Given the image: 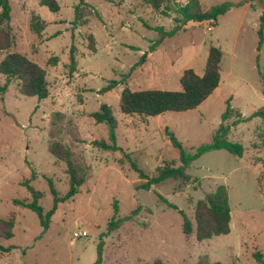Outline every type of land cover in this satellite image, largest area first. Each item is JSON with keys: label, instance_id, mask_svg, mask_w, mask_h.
Wrapping results in <instances>:
<instances>
[{"label": "rangeland", "instance_id": "rangeland-1", "mask_svg": "<svg viewBox=\"0 0 264 264\" xmlns=\"http://www.w3.org/2000/svg\"><path fill=\"white\" fill-rule=\"evenodd\" d=\"M9 1L13 42L0 50V62L9 53L25 55L45 69L50 95L42 101L23 96L13 81L0 97V217L16 219L14 238L3 241L12 250L0 251V264H95L100 243L101 264H197L200 260L259 264L255 253L264 255V121L253 118L232 124L239 113L249 118L264 107L259 74L264 67V39L257 50L264 0H201L205 10L224 3L232 8L217 23L189 22L163 38L146 25L172 30L174 3L183 5V0L170 5L169 17L144 0H84L88 6L82 7V21L86 22L77 26L73 23L78 0H56L57 13L42 6V0ZM34 17L45 25L40 34L31 30ZM159 40L161 44L151 52ZM73 46L75 72L69 68ZM212 46L223 53L221 83L198 108L148 118L122 113L120 98L126 88L181 92L184 71L192 69L203 76ZM144 55L146 62L130 73ZM54 57L57 62H52ZM111 81L119 85L101 93ZM0 82L5 84V77L0 75ZM229 100L233 113L225 122L231 128L228 139L245 147L242 158L211 151L186 169L199 179L196 186L168 180L149 191L137 188L147 181L131 169L126 154L150 177L164 162L179 166L180 153L173 142L192 153L211 143ZM102 105L112 108L118 122L117 145L123 152H104L92 145L108 140L107 126L91 117ZM53 143L82 157L91 171L80 192L58 205L44 230L35 212L13 201H32L28 184L43 194L39 204L47 213L53 207L52 185L60 195L67 193V167L50 153ZM221 185L228 190L231 232L200 242L195 234L196 205ZM158 195L178 210L161 203ZM115 202L121 219L140 211L107 234L116 215ZM180 211L192 222L191 236L183 232ZM76 232L87 236L75 238Z\"/></svg>", "mask_w": 264, "mask_h": 264}, {"label": "trees", "instance_id": "trees-1", "mask_svg": "<svg viewBox=\"0 0 264 264\" xmlns=\"http://www.w3.org/2000/svg\"><path fill=\"white\" fill-rule=\"evenodd\" d=\"M79 3L75 5L76 17L73 23L74 26L83 25L86 21H82L83 12L82 7L88 6L84 0H78ZM154 11L164 15L170 16V12L174 8L176 17L174 22L175 27L170 31H165L163 27L151 28L160 33L161 38L165 36H173L178 32L182 26L189 22L203 23L213 21L217 23L220 16L225 15L231 10L230 3L213 6L208 10H203L200 0H189L185 5L174 3V7L170 5L175 0H144ZM262 2V1H261ZM263 3V2H262ZM41 5L49 8L50 11L57 13L60 11V6L56 0H42ZM263 5V4H262ZM96 16L101 19L99 13ZM11 6L9 0H0V26H5L0 29V50H6L11 47L13 37L11 35ZM31 30L40 34L44 30V23H41L37 17H34L31 22ZM263 30L264 24L258 32L259 42L257 50L260 51L263 46ZM161 44V40L156 42L151 47V52ZM90 47H94V38L90 37ZM77 49L73 46L70 50V64L71 72H75L77 68L76 61ZM223 53L220 48L212 46L209 49L207 62L205 63V72L203 76L197 75L194 70L188 69L184 71L180 84L181 92L162 91V90H145L132 91L126 88L121 95L120 104L121 111L126 116H141V117H157L166 112H186L198 108L204 101H206L211 94L219 87L221 83V65ZM147 55H144L141 60L131 69L130 73L137 67L146 62ZM58 58H53L52 62H57ZM264 66V65H263ZM129 73V74H130ZM125 75L122 80L128 76ZM262 84V96H264V67L259 72ZM0 75L5 77L6 83L0 82V97H4L8 91L9 85L16 81L18 83L19 92L26 97H35L39 101L45 100L49 97V85L47 82V73L45 69L37 63L31 61L25 55L20 53H9L0 62ZM119 85L118 81H111L106 87L101 90V93H107ZM233 109L231 107V100L227 102V110L222 116V123L216 130L212 142L199 147L194 153L188 151L184 146L174 141L173 146L179 150V166L174 162H164L162 166L158 167L153 176H148L142 169L139 168L136 162L132 161L131 155L126 154V159L131 163V169L137 172L139 178L147 182L139 185L138 189L149 191L152 186L160 185L168 180H182L185 183H190L193 186L199 183V179L189 175L186 169L194 162L211 151L224 150L227 153L237 158H242L245 152V147L228 139L231 128L225 125V122L231 118ZM91 117L97 124H105L108 128V140L94 141L92 145L95 148L104 152H118L123 150L117 145V128L118 122L113 114L112 108L108 105H102L99 111L93 113ZM253 118H258L264 121V107L255 111L249 117L244 118L241 113L238 114L237 120L232 124L237 125L246 123ZM50 153L58 160L66 164L67 174L69 176V189L65 195H60L59 192L51 187L53 196V207L47 213L44 212L43 207L39 204L43 194L36 191L28 184V190L32 194V201L15 199L14 205L24 209H29L35 212L41 220L44 230L49 228L51 217L54 215L58 205L72 200L79 192L80 188L86 183L91 168L85 163L84 159L77 156L69 148L59 143H53L50 146ZM264 175V173H263ZM263 194V192H262ZM161 203L166 204L170 209L178 210V208L169 203L167 199L158 195ZM116 215L109 222L107 227V234L118 230L120 226L132 220L140 209H136L133 214L126 218L118 217V204L115 202ZM180 211L183 218V232L187 236L194 233L193 225L190 218ZM231 207L227 187L224 185L218 186L216 190L205 196L203 200H199L195 209L196 221V239L200 242L210 240L213 237L228 235L231 232ZM16 226L15 215H10L7 218L0 217V251L9 253L12 248L3 246V241L14 238V229ZM103 244L98 245V259L95 264L102 262ZM259 264H264V255L261 252L255 253ZM154 264H164L157 261ZM197 264H221L219 262L210 263L207 260H200Z\"/></svg>", "mask_w": 264, "mask_h": 264}, {"label": "built area", "instance_id": "built-area-1", "mask_svg": "<svg viewBox=\"0 0 264 264\" xmlns=\"http://www.w3.org/2000/svg\"><path fill=\"white\" fill-rule=\"evenodd\" d=\"M212 30H213V27L212 26H210V27H208V31L209 32H212ZM84 236H87V233L86 232H82V233H78V232H76L75 234H74V237L76 238V237H84Z\"/></svg>", "mask_w": 264, "mask_h": 264}, {"label": "crops", "instance_id": "crops-1", "mask_svg": "<svg viewBox=\"0 0 264 264\" xmlns=\"http://www.w3.org/2000/svg\"><path fill=\"white\" fill-rule=\"evenodd\" d=\"M178 2H180L179 0H178ZM182 2H184V4L183 5H185L187 2H185L184 0L182 1ZM199 4H201V0H200V3ZM201 6H202V4H201ZM202 8H203V6H202ZM203 10H205L204 8H203ZM208 10V9H207ZM207 62V61H206Z\"/></svg>", "mask_w": 264, "mask_h": 264}]
</instances>
